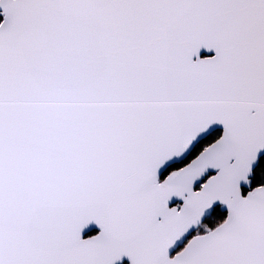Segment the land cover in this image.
Instances as JSON below:
<instances>
[{
  "label": "snow or ice",
  "instance_id": "snow-or-ice-1",
  "mask_svg": "<svg viewBox=\"0 0 264 264\" xmlns=\"http://www.w3.org/2000/svg\"><path fill=\"white\" fill-rule=\"evenodd\" d=\"M0 264H264V0H0Z\"/></svg>",
  "mask_w": 264,
  "mask_h": 264
}]
</instances>
